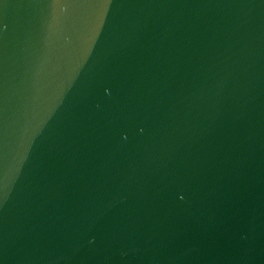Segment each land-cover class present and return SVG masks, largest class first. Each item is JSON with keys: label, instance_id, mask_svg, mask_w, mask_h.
Here are the masks:
<instances>
[{"label": "water", "instance_id": "obj_1", "mask_svg": "<svg viewBox=\"0 0 264 264\" xmlns=\"http://www.w3.org/2000/svg\"><path fill=\"white\" fill-rule=\"evenodd\" d=\"M0 264H264V0H0Z\"/></svg>", "mask_w": 264, "mask_h": 264}]
</instances>
